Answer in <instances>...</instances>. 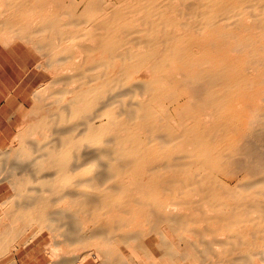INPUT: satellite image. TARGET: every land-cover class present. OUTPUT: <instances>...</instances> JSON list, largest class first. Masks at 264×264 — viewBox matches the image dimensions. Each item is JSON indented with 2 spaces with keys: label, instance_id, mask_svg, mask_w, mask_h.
<instances>
[{
  "label": "bare ground",
  "instance_id": "6f19581e",
  "mask_svg": "<svg viewBox=\"0 0 264 264\" xmlns=\"http://www.w3.org/2000/svg\"><path fill=\"white\" fill-rule=\"evenodd\" d=\"M2 58L0 264H264V0H0Z\"/></svg>",
  "mask_w": 264,
  "mask_h": 264
},
{
  "label": "rangeland",
  "instance_id": "374dc122",
  "mask_svg": "<svg viewBox=\"0 0 264 264\" xmlns=\"http://www.w3.org/2000/svg\"><path fill=\"white\" fill-rule=\"evenodd\" d=\"M2 51H5V50H2ZM5 53H6V51L4 52V55H6ZM3 59H5V58H2L0 61V69L2 71V72H0V73H2V74H0V95L2 94L1 95L2 97L0 96V98H1L0 100H2L0 108L4 104L3 101L5 100L3 93L4 92H5V94L8 93V88H7L6 84L9 85V88H11V87H14L21 80L17 75L15 76V74H18V70L16 68L18 65L16 64V62L13 61V59H11L10 61L7 59H5V61H4ZM6 63H7V65H6ZM2 65H3V68H2ZM13 77H15V79ZM28 85H29L28 91L30 92L31 89H33L34 86L36 85V82L30 83ZM28 105H30V104L28 103ZM14 129H15V127H14ZM7 145H4V146H7ZM2 193L0 195V201H2L5 197L11 195L13 193V191L9 186H7V188L4 191H2ZM1 211L2 210L0 208V214H1ZM30 251H31L30 254L25 256L21 260L20 264H44V262H46V259L44 258V256L42 254H40L38 252L34 253V250L33 251L30 250ZM1 264H8V259L4 260Z\"/></svg>",
  "mask_w": 264,
  "mask_h": 264
},
{
  "label": "crops",
  "instance_id": "0c3cea01",
  "mask_svg": "<svg viewBox=\"0 0 264 264\" xmlns=\"http://www.w3.org/2000/svg\"><path fill=\"white\" fill-rule=\"evenodd\" d=\"M14 133H15L14 123H10V122L7 123V121L0 123V147L7 145L10 142V140L13 138Z\"/></svg>",
  "mask_w": 264,
  "mask_h": 264
}]
</instances>
